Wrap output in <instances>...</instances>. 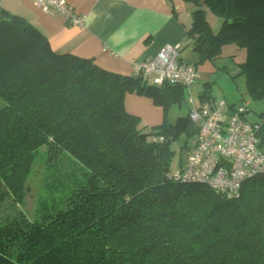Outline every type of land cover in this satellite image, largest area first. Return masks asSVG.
<instances>
[{"label": "trees", "instance_id": "16d2710c", "mask_svg": "<svg viewBox=\"0 0 264 264\" xmlns=\"http://www.w3.org/2000/svg\"><path fill=\"white\" fill-rule=\"evenodd\" d=\"M184 3L192 23L182 50L198 54L190 64L217 70L226 49L243 51L236 74L263 99L264 0ZM133 93L166 109L187 90L57 54L37 27L2 11L0 264H264V174L233 197L178 179L173 144L187 136L195 147L197 126L189 115L141 125L126 109ZM261 137L264 149V127ZM40 150L48 160L32 219L26 194Z\"/></svg>", "mask_w": 264, "mask_h": 264}, {"label": "crops", "instance_id": "0c3cea01", "mask_svg": "<svg viewBox=\"0 0 264 264\" xmlns=\"http://www.w3.org/2000/svg\"><path fill=\"white\" fill-rule=\"evenodd\" d=\"M67 2L76 14L84 18V26L68 24L59 13L38 7L35 0L0 1V16L2 11L21 16L48 38L57 54L93 59L104 70L121 75L135 74L164 46L184 45L192 23L191 11L184 0ZM183 50L182 57L186 60ZM206 65L211 71V66ZM129 101L126 100L127 111L141 115L132 110Z\"/></svg>", "mask_w": 264, "mask_h": 264}, {"label": "built area", "instance_id": "2783aa9c", "mask_svg": "<svg viewBox=\"0 0 264 264\" xmlns=\"http://www.w3.org/2000/svg\"><path fill=\"white\" fill-rule=\"evenodd\" d=\"M35 4L45 11L59 13L70 25L84 26V18L75 13L67 0H35ZM137 72L156 85H179L189 92V118L197 126L198 134L178 179H191L233 197L240 193L241 183L247 177L264 174V149L261 147L264 120L251 122L248 104L234 109L228 108L225 101L197 103L191 88L200 80L201 72L183 59L182 45L164 46Z\"/></svg>", "mask_w": 264, "mask_h": 264}, {"label": "rangeland", "instance_id": "374dc122", "mask_svg": "<svg viewBox=\"0 0 264 264\" xmlns=\"http://www.w3.org/2000/svg\"><path fill=\"white\" fill-rule=\"evenodd\" d=\"M191 17V14H189ZM208 19L212 23L213 15L208 13ZM225 56L217 62L218 69L208 70V65L199 66L201 69L200 80L192 87V96L197 100V103L202 102L199 96L203 93L217 101H225L227 106L248 104L251 114L248 119L253 123H262L264 120V98L260 100L253 99L248 93L247 81L244 75L236 74L239 65L244 59L243 51H235L232 48L225 50ZM183 56L188 63H197V52L192 47H185ZM207 69V70H206ZM210 83V84H209ZM189 93L181 101H172L168 108L157 103L153 97L139 94H129L126 100L132 110L140 113L139 122L141 125H151L159 122L156 125L162 124L164 121L174 123L179 118H183L190 113V106L187 104ZM5 106L4 101L0 99V108ZM164 119V121L162 120ZM155 126V125H153ZM189 147L190 150L194 147V138L183 136L178 142L173 144L175 155L171 166L170 173L175 174L182 171L190 156V150L184 149ZM43 149V148H42ZM46 150V149H43ZM41 151L33 169V174L29 179L30 193L26 194L25 210L29 213V217L34 219L37 210L38 198L42 192V183L45 175V167L47 165V153ZM28 186V184H27Z\"/></svg>", "mask_w": 264, "mask_h": 264}]
</instances>
